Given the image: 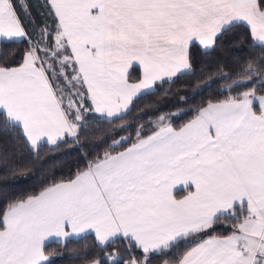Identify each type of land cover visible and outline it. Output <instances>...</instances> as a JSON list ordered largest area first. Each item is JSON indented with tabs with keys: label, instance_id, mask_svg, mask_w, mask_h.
<instances>
[{
	"label": "snow or ice",
	"instance_id": "snow-or-ice-1",
	"mask_svg": "<svg viewBox=\"0 0 264 264\" xmlns=\"http://www.w3.org/2000/svg\"><path fill=\"white\" fill-rule=\"evenodd\" d=\"M41 7L29 29L18 9L30 15V6L0 0V45L26 43L0 54V133H15L38 156L45 145L86 149L90 125L108 127L92 145L103 151L83 152L70 175L0 211V264H52L46 242L90 237L99 255L75 256L85 264H264V0ZM233 30L247 56L217 66L218 79L191 97L173 93L177 80L195 75L192 49L214 52ZM217 83L224 98L202 101L177 126L181 106ZM164 84L179 110L129 121L135 101ZM14 152L0 144V164Z\"/></svg>",
	"mask_w": 264,
	"mask_h": 264
},
{
	"label": "trees",
	"instance_id": "trees-1",
	"mask_svg": "<svg viewBox=\"0 0 264 264\" xmlns=\"http://www.w3.org/2000/svg\"><path fill=\"white\" fill-rule=\"evenodd\" d=\"M19 3H26L30 6V15L22 9L20 11L21 20L30 29L32 22L42 19L44 9L41 7L43 0H18ZM26 43L13 44L9 47L0 45V54L11 57L13 52H22ZM251 51L243 35L238 30L227 34L222 39V46L217 45L215 51L205 50L202 47L192 49V57L194 64L195 75H187L177 80L172 86V92L179 91L181 94H187L191 97L193 89L201 87L205 81L210 79H218L216 76V67L227 62L228 69L233 68V60L239 57L247 56ZM227 70V69H226ZM138 75L137 71L133 72V78ZM201 76L203 80L199 79ZM222 83V82H221ZM221 83L213 84L206 88L201 94L196 95L194 99H189L187 104L182 105L183 112L179 118L175 119V124L179 125L182 122L192 117V109L199 105L202 101L208 99H223L220 95ZM169 88L168 84L162 87H157L154 94L145 95L137 99L134 103L131 114L127 117L129 121L134 116L144 115L145 112L153 113L154 115H144V119L139 123H146L149 119H154L155 115L162 112L178 111L173 107L177 104V99L172 94H165ZM107 125H90L89 139L86 141L88 148L77 149L76 145L62 144L61 147L50 151L49 146L45 145L36 156L23 148L18 140H15V133L11 136L7 133H0V144H7L10 149V154L15 149L14 155L11 156V163L6 167L0 164V211H2L10 200L18 199L34 192H38L41 187L50 182L53 178L59 180L61 177H67L76 170L77 164L83 152L92 151L93 155L97 150L103 151L101 146L99 149H94L92 145L100 144L103 138V128ZM82 142L83 135H82ZM110 142V141H109ZM13 164H24L27 170L24 175L19 173L12 174L8 171ZM226 230V225H217L216 231L223 232ZM94 238L71 240L66 245L57 244L54 241L46 243V254L50 255L52 264H83L85 261L75 259V256L82 255L85 251L89 253V257L99 255L97 249L93 246ZM152 264H162L161 260L153 259Z\"/></svg>",
	"mask_w": 264,
	"mask_h": 264
},
{
	"label": "crops",
	"instance_id": "crops-1",
	"mask_svg": "<svg viewBox=\"0 0 264 264\" xmlns=\"http://www.w3.org/2000/svg\"><path fill=\"white\" fill-rule=\"evenodd\" d=\"M192 118V117H191ZM191 118H189V119H191ZM187 121V120H186ZM186 121H184V122H186ZM184 122H182L181 124H183ZM181 124H179V125H181ZM179 125H177V126H179ZM180 194H182V193H180ZM50 242V241H49ZM46 243H48V242H46Z\"/></svg>",
	"mask_w": 264,
	"mask_h": 264
},
{
	"label": "rangeland",
	"instance_id": "rangeland-1",
	"mask_svg": "<svg viewBox=\"0 0 264 264\" xmlns=\"http://www.w3.org/2000/svg\"><path fill=\"white\" fill-rule=\"evenodd\" d=\"M83 264H85V263H83Z\"/></svg>",
	"mask_w": 264,
	"mask_h": 264
}]
</instances>
